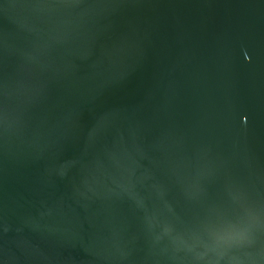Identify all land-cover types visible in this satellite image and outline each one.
<instances>
[{
    "label": "water",
    "instance_id": "water-1",
    "mask_svg": "<svg viewBox=\"0 0 264 264\" xmlns=\"http://www.w3.org/2000/svg\"><path fill=\"white\" fill-rule=\"evenodd\" d=\"M0 264H264V0H0Z\"/></svg>",
    "mask_w": 264,
    "mask_h": 264
}]
</instances>
